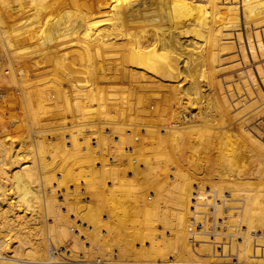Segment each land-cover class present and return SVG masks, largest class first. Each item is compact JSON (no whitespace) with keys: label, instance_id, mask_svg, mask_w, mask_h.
I'll list each match as a JSON object with an SVG mask.
<instances>
[{"label":"bare ground","instance_id":"obj_1","mask_svg":"<svg viewBox=\"0 0 264 264\" xmlns=\"http://www.w3.org/2000/svg\"><path fill=\"white\" fill-rule=\"evenodd\" d=\"M80 7L84 8L81 9ZM2 61H6L9 68L10 76L8 78V82L12 87L21 86L23 88L29 89L30 83L28 81V78H30L29 76L32 75V73L30 74V68L35 65V62L37 66L42 63L41 65H45L44 68L46 70L49 71L51 69L52 72H55L56 75L54 79L56 81V84H58V90L56 91L57 95L64 98L65 102L69 101L70 98V100H75V103H73V106L75 107L74 111L79 115V118H77L78 116L76 117L77 121L75 124L72 125L70 123L69 125V122H64L63 126L58 129L62 130L63 135L64 132H67L66 135L70 134V136L72 137L71 139L70 136H67L70 138H67L68 140H70V146L75 151V155L74 152H71L72 155H74V159L72 158V160H79V165L82 162H86L88 156L91 155V149L86 147L88 146V142H86L87 140L82 142L81 140H85V138L82 137H90L92 134H95L98 131V137L92 139L93 142L94 140H97L95 144L93 143V146H95V148H92L94 152L96 150L97 158L99 152L98 150L102 151L103 153L105 152L107 156L111 155L117 157L116 159H118V157L121 158L125 156L127 158L130 154L131 156L134 155V152L129 149V146H136L138 147V150H136L135 152L138 151L137 153L140 166H142L143 168L146 167V170L149 172V174H152L150 175L151 178H157L159 175L157 176L156 173L158 172L161 164H165V166H168L169 161H172L167 157V154L170 152V150L176 151L180 148V145H183L185 147L190 143H193L194 145L200 144L199 141L202 140V137L200 135L204 136V141L205 139H210L209 143H212V140L218 139L221 136L225 135L226 131L225 128L223 129V125H225L223 124V121L224 118H228L230 117V115H227L229 114V112H226V107H224V104L229 99L228 97H231L232 99L235 97H232L234 93L231 94V96L230 93L229 96L225 94L226 89L228 90L230 86H233V88L235 87L238 91V96L236 95V98H234L236 100L233 99L234 101H236L233 104H235V106L237 107H235L234 105L231 106H234V108H239V110L236 115L234 114L233 118L236 117V120L239 119V122L241 123H245L246 119L251 118V120H255L258 124H262V126H264V0H0V62ZM81 63H86V65L84 69H80V71H77V66ZM3 65L5 67V63ZM19 65H22L21 67H23L24 69H20ZM66 69H70L72 71V74L67 73L68 75H66L65 77H60L62 72H64V70ZM44 72L45 71H43V74ZM80 75L87 76L88 81H86V83L84 82L85 84L80 83ZM5 85L6 84H4V87H6ZM126 85H130L134 90L133 91L131 87H129L133 91V93H135V95H132L135 96L137 104L139 105L142 104V97H145V94L148 92L152 93L153 91L155 92L160 89L168 91L169 97L165 104L167 108L163 107L165 108V110H163L164 112L161 113L162 115H160V118H162V121L164 123V125L161 126L162 130H160L161 128L158 130L156 123L151 121V119L148 121L147 119L146 121H143L140 117L141 111L139 110H137V115L135 117L131 116L132 114H129L130 116H127V111L132 112V108H130L131 106H129L128 110L125 111V108H127V106L129 105L128 100H131L132 96H128V98L130 99H127L125 96H122V98L119 99H115L114 97L116 96V94H108V91H106V88H109L112 91H120V88H122L123 90ZM29 91L25 92L27 98H24H26L30 102ZM52 93L53 92H47L45 95L44 93L42 94L46 98L50 99L54 94ZM19 94L20 93H18V95ZM16 95L17 93H15V96ZM19 98L20 97H18L17 99ZM231 98L230 101L232 100ZM133 99L134 98L132 97V100ZM218 99H220V101ZM230 101H228L229 103H226V105L228 104L227 107L231 111L232 109L229 108V104L232 103H230ZM79 103H83V105H79ZM67 104L70 105L71 103L69 104V102H67ZM219 104H222L225 110L224 112L226 113H224L223 110H220L221 105ZM60 106H58V108ZM26 107L28 110H33L30 105H27ZM54 107L56 108V106ZM70 109V106H67V111L64 112L72 114L73 116V112L70 113ZM26 112L27 110L25 109V113ZM44 112L42 111L41 113L45 114ZM158 113L160 114V112ZM156 114L157 113H155V115ZM38 116L39 114H37V117ZM35 117V113L32 112L30 121L35 120ZM94 117L100 120V123L103 122V125L105 124V126L98 127V130L94 131L95 126L92 123L95 121L93 120V122H91V119H94ZM63 118H65V116H63ZM160 118H158L159 121ZM67 119H65V121H67ZM70 119H72V117ZM117 119H120V121L127 120V126L122 125L125 127H119L118 124H116L117 126H115L114 124L117 122ZM20 120L21 119H19V122ZM157 120L155 119L156 122ZM66 123H68V125ZM97 124L99 125L98 122ZM33 125H31V127ZM98 125H96V127ZM45 126L47 127V125ZM58 126L59 124L57 125V128ZM106 126L107 128H104ZM28 127H30V125H28ZM53 127L54 126H52V128ZM5 128L6 123L3 122V118L0 116V130L2 131L3 129V131H5ZM47 129L48 127L45 128V130L42 129L40 131H51V129ZM105 129H109L110 135H104ZM245 129L248 130L247 128ZM30 131L31 133H33L35 130L33 132L32 130ZM244 132L245 130L243 131V133ZM54 133H56V131ZM54 133L52 134L54 135ZM53 135H50V137H52ZM78 135H84L81 137V142L78 141V139L80 138H77ZM109 136H114L113 138H115V143L110 141ZM28 137L30 136L28 135ZM53 138L55 137L53 136ZM255 138L257 139V137ZM14 140L15 142L16 140L19 141V139H17L16 137ZM245 140L247 141V139ZM7 141H9L8 137L7 140H0V202L6 200L9 195L11 197L8 209L0 208V264L59 263L60 261L58 262L57 260H54V258L50 255L48 251L50 246H48V244L46 243V246L44 244L43 246L41 245L42 252L40 251L42 254H45V261L43 260L44 262H41L33 260L34 257L30 256V252L35 250L36 253H38L36 249H38L39 247L38 245L34 246L32 244V247H30V237L26 236L27 232L25 230L27 229H25V226L31 220H27L28 218L25 219L23 215L20 216L19 220V215L18 218L13 215V211H19L20 208L22 211L24 210L25 213L27 212V214L32 215V217L37 210L38 213L41 211L42 214L46 217L50 215L49 213L53 214V204L51 200H47V196L45 199H43V195L40 196V193L33 187V184L35 185L37 180L40 178V176L37 175L38 169H41L42 167L40 165L39 167L37 163V161H40V156L37 153V150H34V147L32 146L33 143L29 144L27 150H20L19 152L20 148H18L17 150H13V146H15L13 144V141L8 142L9 144L6 145L5 142ZM25 141L26 143H28L27 139ZM214 141L216 145L217 140ZM49 142L50 139L47 143V146L48 144H50ZM206 143L207 145H209L208 142ZM18 145L20 146L19 143ZM58 149L59 148H57V150ZM62 149L63 148H61V150ZM65 149H67V147ZM67 152L69 151L67 150ZM22 153L30 155L29 157L26 155V158V156L23 157L24 154ZM99 155L101 154L99 153ZM172 155L171 159H173ZM222 156L223 155H221V157ZM101 158H98L97 160L100 162ZM26 160H30V163L28 162L29 165H26ZM46 160L47 158L42 162L46 163ZM77 160H75L76 162L74 161L76 164L74 166H77L78 171L80 170V166L77 164ZM102 161L103 162L101 163L103 167L101 166L102 169L100 171L89 172L90 174H93V176L95 174L96 178L103 176V180L105 179L107 181H112L111 186H107V190L108 188L111 189V187L113 186L121 187L132 182L131 180L126 181L123 175L122 176L124 178L118 176V173L121 169L116 166L111 167L109 165L110 163H113L111 158L108 159L105 157V159ZM23 163L24 166L21 167V164ZM101 163H99V167ZM176 163L177 162H175L174 164ZM131 164L133 166V163ZM195 164L197 165V163ZM254 166H261V162L256 161L254 163ZM55 168L57 169V167ZM125 169H127V167ZM181 169L182 168H180V170ZM132 170H130V173ZM178 173L175 174L178 175ZM82 174L86 175L83 170ZM172 175L173 174H171V176ZM68 176L69 175L67 174L65 177ZM91 177L89 178L90 180ZM54 178L56 179V177ZM79 178L80 177H78V179ZM172 178H174V175L171 178L167 179L171 180ZM248 178L252 177H248L247 175V177L243 179L247 180ZM147 179L149 178L147 177ZM7 186H10V189H6ZM55 188H58V186L55 185ZM95 189H97V187ZM116 189L117 188H112L111 192L113 193V191H116ZM42 191H45L44 194L47 193L44 188L41 190V192ZM55 191L56 190L52 192L56 194ZM99 193H97L96 196L99 195ZM136 196L138 197V195ZM110 197L111 196H109V198ZM118 198H116L117 202ZM41 199H43L44 201L41 202ZM107 201L108 200L106 199L104 202ZM110 201L111 200H109V202L106 204L110 205L111 208L112 206ZM115 202L116 201H112V203ZM36 203H39V207L36 205ZM122 206L123 205L121 204V208ZM115 209L117 208L115 207ZM108 210L109 209L107 207V210L105 209L104 211L107 212ZM122 211L123 210L116 212L114 211L115 213L113 214L117 215L116 213L119 212L120 214V212ZM30 215L28 217H30ZM120 216H122V214ZM84 217L86 218V216ZM21 219H23L24 222H20L22 221ZM89 219H91V217ZM259 221H262L260 224L261 233L264 234V220L259 219ZM52 224L54 223L52 222ZM21 225L24 226V228L22 227L24 229H22V234H25L24 237L21 235L22 239L18 236V234L20 233H18V227L20 228ZM49 226L50 225H48V228ZM44 227H42L41 229H43ZM35 229L37 228L35 227ZM63 229L65 228H62V230ZM28 230H30L32 233L31 226L30 229L28 228ZM63 231L64 233H66V230ZM28 234L30 235V233ZM64 236H66V234ZM12 237L18 241L17 246H12L13 244H10L11 242H15L12 241ZM8 240L11 241L8 242ZM52 243L55 244V241H53ZM33 244H35V241ZM60 248L62 247L60 246ZM64 249L67 252L65 254L66 258L68 259L77 258V260H79L85 257V255H76L75 247H67ZM35 251L33 253H35ZM114 258L115 257H112L113 261L115 259L117 261L109 262L106 264H128L126 262H121V258Z\"/></svg>","mask_w":264,"mask_h":264},{"label":"rangeland","instance_id":"obj_2","mask_svg":"<svg viewBox=\"0 0 264 264\" xmlns=\"http://www.w3.org/2000/svg\"><path fill=\"white\" fill-rule=\"evenodd\" d=\"M80 8L83 9L84 7H80ZM3 62L4 61L0 62V66H1L0 68L1 70L0 71V81H1L0 83V86H1L0 87V116L3 118V122L6 123V128L4 129L5 131H3L2 129L3 132L0 130V140L2 141L5 139L7 140V137H8L9 141L5 142L6 145H8L9 144L8 142L10 141L12 142L16 137L17 139H19V141L17 140L16 142L15 140L13 141V144L15 145L13 146L15 149L13 148V150H17L18 148H20L19 152L20 150L22 151L27 150L29 144L35 143L34 145L32 144V146L34 147V150H37V153L40 156L41 162L39 161L40 162L39 164V162L37 161L38 166L40 165L42 167L41 169L39 168L37 171L38 172L37 175L40 176L41 179L39 178L36 182L37 184L35 183L36 186L33 184V187L35 188V190H37L40 193V196L43 195L42 196L43 199H45L47 196L46 199L49 201L51 200L53 204V207H52L53 214L49 213L51 216L49 215L48 217L43 215L40 210L39 211L41 213L39 212L40 213L39 214L37 210L33 214L34 215L33 217L32 215L27 214V212L25 213L24 210L23 212L21 208L19 209V211L18 210L13 211L14 213L13 215H15L17 218L19 215V218H18L19 220H20V216L22 215L25 217V219L28 218L27 220L29 219L31 220L25 226V229L27 230L28 228L30 229V226H31V230H32V233L30 230L28 231L25 230L27 232L26 236H29L31 238V239L29 238L30 240L29 246L31 244L34 246L38 245V247L41 249L40 250L36 246L38 248L36 249L38 253H36L35 250L33 251L31 250L32 252H30V256L34 257L33 260L41 261V262L45 261V257H46L44 256L45 254L41 253L42 246L43 244L45 246L46 244H48V246H50L48 250L50 255L54 258V260H57L58 262L60 261L59 263H54V264H69V263L70 264H101V263L106 264L109 262L117 261L115 258H119V259L121 258L122 259V260L120 259L121 262H126L128 264H131V263L133 264H146V263H149V264H264V234L261 233L260 224L262 221L261 222L259 221V219L264 220V161H261V160H264V155H262L264 154V144H262L264 143V137H261V136H264V133H262L264 132L262 131L264 130V126H262V124L261 125L258 124L257 121L255 120H251V118L246 119L245 123L239 122L240 120L239 119L236 120V117L233 118L234 114L236 115L239 110V108H234L235 104H233L236 102L234 101L236 100L234 98H236V95L238 96V91L235 87L234 88L233 86H230L229 88L227 87L228 90L226 89V92H225V94H227L228 96H229V93H230V96L233 93L234 95L232 97L235 96L233 98L234 100L231 97H228L229 99L224 104V107H226V112L227 113L229 112V114L227 115L228 116L230 115V117H228L229 119L224 118V121H223V124H225L223 125V129L225 128V131H226L225 135L221 136L218 139H214V140H217L216 145H215L214 140L211 139L212 143L211 142L209 143L210 139L208 140L205 139V141L208 142L209 144L207 145V143L204 141V136L200 135L202 137V140L199 141L200 144L194 145L193 143H190L188 146L186 145L187 147L180 145V148L176 151L170 150V152L167 154L168 159L170 158L169 160H172V161H169L170 166L169 165L165 166V164H161L157 172L159 174L156 173L157 176L159 175L157 178H151L150 175L152 174H149V172L146 170V167L143 168L142 166H140L139 159H138V153H137L138 151L135 152L136 150H138V147L136 146L132 145L133 147H131L130 145L129 146L130 148L128 147L134 152L133 153L134 155L131 156L130 154L127 158L125 156L121 158L118 157V159H116L117 157H114L111 155L107 156L105 152L103 153L102 151L98 150L99 151L98 158L103 157L101 158L102 160H104L105 157L108 159L111 158L113 163H110L109 165L111 167L116 166L119 169H121L118 173V176L120 177L124 176L126 181L131 180L133 182V183L132 182L128 183L131 185L125 184L124 186H121V187H116V186L111 187V189L117 188L116 191L114 190L112 193L111 189L108 188L107 190V186L110 187L112 181L108 180L109 181L108 183L107 180L105 179L103 180L102 178L103 176L96 178L95 174H94L95 176L94 178L93 174H90L89 172V171H92V172L100 171L103 167L101 163L103 161L101 159H100V162L97 160L98 159L96 157L97 152L96 150L95 152L93 150L95 148V146L93 145L96 143L97 140H94L93 142L92 139L98 137L97 135L98 131L95 134H92L91 135L92 137L90 136L91 138L89 136L85 137L84 135H82L84 137H82L81 135L77 136V138L80 137L78 139L79 142L81 141L83 142L87 140L86 142H88V146L86 147L91 149L90 150L91 155L88 156L86 162H82L80 165L78 164L79 160L75 159L78 161L77 164L80 166V170L77 171V166H74L76 165L75 164L76 161L72 160V158L74 159L75 151L70 146V140L67 139L69 138L67 136H70V134L66 135L67 132H64V135H63L62 130H58V129H60L61 126H63L64 122H69V125L70 123L72 125L75 124L77 121L76 117L78 116L77 118H79V115L74 111L75 107L73 106V103H75L74 102L75 100H70L71 99L70 98L69 101L67 102L71 104L68 105L67 102H65L64 98L57 95L56 91L58 90L57 89L58 84H56V81L54 79L56 75L55 72H52L51 69L49 71L46 70L44 68L45 65L44 66L41 65L42 63L40 62H38L40 63V65L37 66L35 62V65L32 66V68H30L31 70L30 74L32 73V75H30L29 76L30 78H28L29 79L28 81L30 83L29 89L23 88L21 86L12 87L9 85V82H8V78L10 76L9 68L7 66L6 61L4 62L5 67L3 65L4 64ZM85 65L86 63L79 64L77 66V71H80V69H84ZM21 66H20V69H24ZM43 71H45L44 74H43ZM67 73L72 74V71L70 69H66L64 70V72H62L60 77L61 76L65 77L66 75H68ZM79 80H80V83H84V82L86 83V81H88L87 76H83V75L82 76L80 75ZM4 84H6L5 85L6 87H4ZM129 87L131 86L126 85V87L123 88V90L122 88L119 87L121 92L119 90L112 91L109 88L108 89L106 88V91H108V94H111V93L116 94V96L114 97L115 99L122 98V96H125L127 99H130L128 98V96L129 97L132 96L134 99L132 100V97H131V100H128L129 105L127 106V108H125V111L128 110L129 106H131L130 108H132L131 109L132 112L131 111L126 112L127 116H130L132 114L131 116L135 117L137 115L136 113L137 110H139L141 111L140 117L143 121H146V119L147 121L151 119V121L156 123L158 130L160 128H161L160 130H162L161 126H163L164 123L162 121V118H160L161 117L160 115H162L161 113H163L164 112L163 110H165V108L163 107L167 108L165 104L169 97L168 91L160 89L158 90L159 92L158 91H155V92L153 91L152 93L148 92L145 94V97L144 96L142 97L143 99L141 102L142 104L139 105L137 104L135 96H133L135 95V93H133L134 90L131 87V89L133 90L132 91ZM129 90H131L132 92ZM26 91L30 92L29 94L30 102L26 99L27 98L25 94ZM47 92H50V93L53 92L54 93V94L52 93L53 98L51 96H50L51 97L50 99L46 98L44 95ZM15 93H17L16 96H15ZM18 93H20L21 95L19 94L20 95L19 96ZM42 93H44V95ZM54 95L57 97H55ZM160 95H163V96H160ZM37 96L40 98H38ZM16 97L17 98L20 97L21 102H20V98L17 99ZM145 98L149 100H146ZM230 98L233 101L232 100L230 101ZM218 100L220 101V99ZM228 101L232 103V104H229L230 106L229 108L232 109L231 111L227 107L228 104L226 105V103H229ZM81 104L83 105V103ZM81 104L79 103V105ZM27 105H30V107L33 110L31 109L28 110L26 107ZM53 105L56 106V108ZM219 105H221L220 110H223L224 112L225 110L222 104H219ZM231 105H234V106H231ZM58 106H60L61 108L59 107L60 108L59 109ZM67 106H70L71 108L70 113L73 112V116L72 114H68L67 112H64V111H67ZM149 107H151L152 109ZM20 108L22 111L20 110ZM24 108L27 110L26 112L27 117H26ZM72 108H73V111H72ZM42 111L43 112L45 111L44 112L45 114L41 113ZM32 112L35 113L36 117H35V120L30 121V118L32 117ZM158 112H160V114ZM155 113H157L158 116L157 114L155 115ZM37 114H39L40 117L39 116L37 117ZM46 116L47 118L48 117L49 118L47 119ZM63 116H65V118H63ZM71 117L73 120L70 119ZM37 118L38 119L40 118V119L38 120ZM158 118H160V121ZM19 119H21L22 121L20 120L19 122ZM65 119H67V121H65ZM155 119L156 120L158 119L157 122L155 121ZM91 120H92L91 122H93V120L95 121L92 123L95 126L94 131L98 130V127L105 126V124L103 125V122L100 123V120H98L95 117L94 119H91ZM116 121H115L116 123L114 122L115 126H117L116 124H118L119 127L127 126V122H128L127 120L120 121V119L119 120L117 119ZM97 122L99 123V125L97 124ZM40 123L42 124V126ZM58 124L59 126L57 128ZM66 124L68 125V123ZM95 124L98 126L96 127ZM26 125L27 127L28 125H30V127H28L27 129ZM31 125L33 126L31 127ZM45 125H47L48 127L47 130L51 129V131H47L48 133L40 131L42 129L45 130V128H47ZM122 125H125V126H122ZM52 126L54 127L52 128ZM227 126L230 127L231 129L228 128ZM104 128H107V126ZM245 128H247L248 130H246ZM30 130H32V132L35 130L36 132L34 131L33 133H31ZM242 130L243 131L245 130L244 133L246 134H244ZM25 131H28V132L30 131V132L28 133ZM53 131L54 132L56 131V133L57 134L59 133V134L57 135ZM27 133L30 137H28ZM52 133H54V135ZM109 133H110L109 129L108 130L105 129L104 135L105 136L110 135ZM23 135L24 136L27 135V136L24 137ZM50 135H53L55 138H53V136L50 137ZM10 137H12L13 139ZM81 137L85 138V140H81L82 139ZM113 137L114 136L110 137V141L115 143V140H114L115 138ZM255 137H257V139ZM20 138L22 140L24 139L23 141L27 139L28 143H26V141L23 142ZM70 138L72 139L71 136ZM241 138H244V139H241ZM33 139L35 142L33 141ZM49 139H50L49 143L52 145L48 144L49 146L48 147L47 143ZM245 139H247V141ZM41 140L45 143H43ZM58 140H61V141H58ZM236 142L238 143L240 142V143L238 144ZM18 143L20 144V146L18 145ZM62 144H63V147H62ZM67 144L69 145V149L71 151L68 149ZM40 145L41 146L44 145V146L41 147ZM66 147L67 149H65ZM57 148L59 149L57 150ZM61 148H63L64 151L63 149L61 150ZM193 148H194V151H193ZM67 150L69 152H67ZM71 152L72 153L74 152V155H72ZM99 153L103 156L99 155ZM170 154L171 155L173 154L172 155L173 159H171ZM26 155L27 154H24L23 157H25ZM29 155L27 156L29 157ZM221 155L223 156L221 157ZM45 157L47 158L46 163L42 162L46 159ZM89 160L92 162H90ZM174 160L175 162H177L176 163L177 165L174 164L175 163ZM256 161H260L261 166H254V163ZM26 162H27L26 165H29L30 160L29 161L26 160ZM99 163H101L100 167H99ZM131 163H133V166ZM195 163H197V165ZM22 166H24V163L21 164V167ZM55 167H57V169ZM126 167L127 169H125ZM180 168L182 169L180 170ZM82 170L86 175L82 174ZM130 170H132L131 173H130ZM47 172L49 175L47 174ZM174 172L175 173L179 172V173L178 175H176ZM66 173L69 175L68 177H65L67 175ZM171 174L174 175V178H172L171 180L167 179L173 176V175L171 176ZM247 175L248 177H252V178H248L247 180L243 179V178H246ZM146 176L149 179H147ZM54 177H56V179ZM78 177L80 178L78 179ZM90 177H91V180L89 179ZM162 177H165V178H162ZM158 181L160 184L158 183ZM93 182L97 184L95 185ZM41 185H42V188H41ZM55 185L58 186V188H55ZM96 187L97 189H95ZM43 188L46 190L47 193L44 194L45 191L41 192ZM52 188L56 190L55 191L56 194L52 192L54 191ZM59 188L61 191L59 190ZM6 189H10V186H7ZM121 190L123 193L121 192ZM96 191L97 193L100 192L99 195L97 196H96L97 194ZM136 195H138V197ZM109 196L111 197L109 198ZM10 197L11 196L9 195L6 198V200H4L3 202H0L1 209H8ZM105 197L108 200L107 202H104L106 200ZM116 198H118V202ZM43 199H41L40 201L43 202L44 201ZM109 200H111L110 201L111 206H112L111 208H110V205L106 204L109 202ZM112 201L113 202L116 201L115 202L116 205L115 203H112ZM119 202L123 205L122 208ZM36 205L39 207V203H36ZM106 206L109 209L108 211H111V212L104 211L105 209L107 210ZM115 207L117 209H115ZM118 209L123 210L124 212L122 211L120 212V214L118 212L116 213L117 215L113 214L116 211H120ZM121 214L122 216H120ZM29 215L30 217H28ZM83 215L86 216V218ZM90 217L91 219H89ZM48 218H49V221H48ZM21 220L22 221L20 222H24L23 219ZM45 222L49 224H46ZM52 222L54 224H52ZM86 223H89V224H86ZM42 225H44L45 227ZM48 225H50L49 228H48ZM41 226L44 228L41 229L42 228ZM22 227L24 228V226L22 225L20 226V228L18 227V233L19 232L21 233V234L19 233L20 235L18 234V236L21 239H22V236L23 237L25 236V234H22V231L24 230ZM35 227L37 229H35ZM62 228H65L63 230H66V233H64ZM37 231H38V234H37ZM28 233H30L31 236ZM65 234L66 236H64ZM10 241L11 240H8V242ZM12 241H15V242H11L10 244L11 245L13 244L12 246L14 245L17 246L18 241L14 238ZM34 241H35V244H33ZM53 241H55V244L52 243ZM32 245L30 247H32ZM60 246L62 248H60ZM67 247H70V248L75 247L76 255L78 256L79 254L85 255V257L79 260H77V258L76 259L66 258L65 253L67 252L65 251L64 248H67ZM34 251L35 253H33ZM101 253L103 254V256ZM112 257H115L114 261ZM72 260L74 263L72 262Z\"/></svg>","mask_w":264,"mask_h":264}]
</instances>
